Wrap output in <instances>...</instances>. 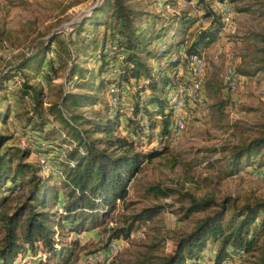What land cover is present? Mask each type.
I'll list each match as a JSON object with an SVG mask.
<instances>
[{
    "label": "trees",
    "instance_id": "1",
    "mask_svg": "<svg viewBox=\"0 0 264 264\" xmlns=\"http://www.w3.org/2000/svg\"><path fill=\"white\" fill-rule=\"evenodd\" d=\"M215 1L220 4L223 0ZM197 6L204 8L206 17L213 16L214 22L195 34L191 44L184 48L186 56H179L178 50H171L172 44H169L166 49L159 50L158 55L153 53L154 59L159 55L168 56L165 61L168 60L166 63L169 66H176L182 60L187 63L188 57L201 54L203 48L216 40L219 33L216 23L217 20L221 23V8L219 14H216L206 0H197ZM168 20V24L164 25V18L160 14L136 10L127 0H104L89 15L70 26L68 32L64 33L68 38L64 34V37L62 34L49 35L46 40L40 42L36 50L30 48L13 66L1 70L0 124H5L11 112V105L7 103V89L17 82V90L11 95L15 100L27 103L24 118L28 126H25L22 132L25 138L31 141L32 138L40 139L39 136L45 133L43 141L34 143L37 146H34L37 148L34 149L52 162V169L43 176L42 162L29 160L33 153L30 148L9 145L10 136L0 132V264H22L20 262L25 256L36 255L37 251L45 252V259H40L38 264H48L51 259L55 260L54 264H60L65 252L61 247H56L53 237L56 228L67 227L68 232L75 235L83 232L85 221L104 216L113 209L116 201L124 202L128 184L144 161L165 152L158 149L141 152L135 150V146L138 133L149 131L152 125L151 121L148 125L141 122V117L137 118L138 114L144 112L149 116L160 117L158 141L160 146H164L163 149L172 138L173 122L166 98L179 81L172 83L170 77L161 70L153 72L140 55L145 52L149 57L147 46L161 36L160 32L154 34L153 22L159 21L162 30H169L172 23H178L186 30L194 23L195 18H192L189 12L183 11L173 14ZM99 27L103 28V33L102 40L97 45L95 38H88L87 34H84ZM180 44L181 42H178V45ZM96 45L93 53L92 50L89 51L91 46ZM95 55L100 63L97 74L93 70L87 72L88 70L81 66L86 58L90 59ZM55 59L69 62V70L64 80L68 91H64L61 97L65 109L57 104H51L48 108L52 121L57 110L61 129L52 125L51 120L45 122L42 119L45 92L60 69L54 67ZM114 68L117 70L114 71ZM43 69H46V72L45 83L42 85L40 81L35 80L34 75ZM259 69H264V66ZM101 73H105L106 78L95 82ZM140 78L147 83L138 84L135 88L133 83H139ZM128 83L130 85H126ZM104 85L115 88L113 90L116 91L112 92L105 89L109 99L116 100V105L123 103L131 87L140 95L141 99L135 102L132 116H128L126 120L127 134H132V138L115 134L119 125L117 114L113 117L102 115L97 122H92L85 113L76 114L72 111L99 104V92ZM75 88L81 89L82 92H72ZM106 104L110 109L112 104L108 101ZM213 106L222 109L223 104L220 101ZM14 115L18 119L23 117L22 112L15 111ZM38 118L39 121L33 122ZM133 123V129H129ZM47 124H51V127L44 130ZM81 125L89 127L81 128ZM65 128L68 130L64 135L61 133V136L66 137L73 146L66 152L65 159L59 162L53 159L57 153L53 154L54 152L49 150L51 144L58 140L54 137L50 141L48 135L64 131ZM94 135L98 137L94 138ZM231 153L230 164L234 170L240 167L241 162L249 165L257 160L258 165L263 164L264 132L247 144L232 148ZM25 186L28 187L21 194L22 200L11 210H7L9 203H6L9 198L6 192L11 193L16 191L17 187L22 189ZM145 192L152 193L155 197H167L177 191L157 184L145 188ZM183 200L187 201L186 204H183ZM163 207L161 204L144 207L128 216L120 226L109 227L104 247L107 248L118 240L129 239L134 230L142 223L152 220ZM178 209L180 221L188 219L192 214L204 215L189 232L175 239L174 249L166 256L160 257L156 264H196L197 258L202 255L209 241L213 244L214 255L210 257L208 264H227L235 256L248 254L253 257L251 264H264V199L258 198L238 206L232 203L229 196L218 202L212 196L197 198L185 192L180 194ZM151 257L145 255L139 260V264H150ZM63 260L66 261V257ZM23 264H26V261H23Z\"/></svg>",
    "mask_w": 264,
    "mask_h": 264
},
{
    "label": "rangeland",
    "instance_id": "2",
    "mask_svg": "<svg viewBox=\"0 0 264 264\" xmlns=\"http://www.w3.org/2000/svg\"><path fill=\"white\" fill-rule=\"evenodd\" d=\"M103 1L0 0V72L6 67L13 66L21 56L30 51V48L33 47L36 50L40 42L46 40L49 35L66 36L64 33L68 32L70 26L89 15ZM206 1L216 14H219L220 4L215 0ZM228 2L233 11L230 26L223 28L220 20H217L219 33L216 40L200 51L206 63L202 80L203 92L206 96L205 106L186 108L183 132L177 140L174 141L171 138L165 149L158 141V131L161 128L160 117L149 116L145 112L138 114L137 118L141 117L142 123L150 125L151 121L152 125L149 131L138 133L137 140L135 139V150L149 152L158 149L165 152L144 161L128 184V193L124 202L116 201L113 209L104 216L85 221L83 232L75 235L69 233L67 227L56 228L53 236L56 247H61L65 252L64 257L61 261L59 260L60 264H139V260L145 255L152 256L150 264H156L160 257L166 256L174 249L175 239L189 232L196 221L204 215L203 213L192 214L188 219L180 221L178 208L181 193L188 192L197 198L212 196L218 202L229 196L232 203L238 206L258 198L264 199V161L261 165L257 164V160L249 165L241 162L237 170H234L230 164L232 148L245 145L264 132V69H259L264 66V0H228ZM127 3L136 10L160 14L164 18V25L168 24L170 16L183 11L189 12L191 17L195 18L194 23L186 30H183L178 23H172L169 30H162L159 21H152L154 34L160 32L161 36L147 46L150 52L149 57L145 52L140 53L143 61L152 68L153 72L161 70L170 77L172 83L187 79L189 75L186 61L182 60L176 66H169L166 63L168 60L165 61L168 56L159 55L154 59L153 53L158 55L159 50L166 49L169 44H172L171 50L186 49L198 31L214 22V17H206L204 8L197 6V0H194V8L184 4L183 0H127ZM200 17L205 19L204 24L198 23ZM171 30L173 32H170ZM167 32L169 34H166ZM102 33L103 28L99 27L90 33L85 32L84 35L95 38L99 45ZM178 42L181 44L178 45ZM97 45L91 46L89 51L92 50L93 53ZM54 46L57 47L56 44ZM164 54L167 55V53ZM99 64L95 55L93 58H86L81 66L86 68L87 72L93 70L97 74ZM68 65V60H54V67L60 69L45 92L42 118L45 122L51 120L48 112L51 104L60 105L65 109L61 103V97L64 91H68V86L64 83L69 70ZM116 70L117 68H114V71ZM45 72L46 69H43L34 75L35 80L40 81L42 85L45 83ZM230 72L238 77L234 90H230L227 85V76ZM105 76V73L99 74L95 82L103 77L106 78ZM143 82L147 83L140 78L139 83L133 84L137 88L138 84ZM17 86L18 83L14 82L7 89L9 95L7 103L11 105V112L5 124H0V132L10 136L9 145L30 148L33 153L29 160L42 162L41 174L45 176L51 171L52 162L34 149L37 147L34 143L43 141L45 133L39 136L40 139H34L35 141L33 138L32 141L25 138L23 130L28 125H26L24 112H26L27 103L17 101L11 95L14 94V90H17ZM106 86L104 85L99 92V98H101L99 104L72 111L76 114L85 113L92 122H97L102 115L113 117L117 114L119 125L115 134L132 138V134H127L126 120L128 116H132L135 102L141 99L140 95L135 93V88L131 87L123 103L116 105L114 103L116 100L109 99L105 89L111 91L115 88ZM72 92L81 93L82 90L75 88ZM107 101L112 104L110 109L107 107ZM220 101L223 104L222 109L213 106ZM150 109L153 110L152 107ZM15 111L22 112L23 117L16 118ZM53 115L51 124L61 129L57 110ZM39 120L38 118L33 122ZM51 124H47L44 130L50 128ZM134 125L135 123L131 124L129 129H133ZM88 127L81 125V128ZM67 130L68 128H65L64 131L48 135L50 141L54 137L58 140L51 144L52 147H49V150L54 152L53 154L57 153L53 159L59 162L65 159L66 152L73 146L69 144L66 137L61 136V133L64 135ZM95 137L98 135H94ZM157 184L177 192L167 197H155L152 193L145 192V188ZM27 187L22 189L17 187L16 191L6 192L9 198L6 203H9L7 210H11L22 200L21 194ZM186 202L183 200V204ZM154 204L164 205L162 211L152 220L142 223L131 233L129 239L115 241L113 244L117 253L110 254L107 251L108 247H104L108 235L107 229L111 226H120L128 216ZM57 208L60 207L57 206ZM37 253L30 257L25 256L23 261H26V264H38L40 259H45L43 257L45 252L37 251ZM213 255V244L209 241L202 255L197 258L196 264H208ZM248 255L235 256L227 264H251L253 257ZM65 257L66 261L63 260ZM23 261L20 263L23 264ZM54 262L55 260L51 259L47 263L54 264Z\"/></svg>",
    "mask_w": 264,
    "mask_h": 264
},
{
    "label": "built area",
    "instance_id": "3",
    "mask_svg": "<svg viewBox=\"0 0 264 264\" xmlns=\"http://www.w3.org/2000/svg\"><path fill=\"white\" fill-rule=\"evenodd\" d=\"M184 4L190 5L194 8V0H183ZM220 8L222 12L221 24L223 28L230 26L233 19V11L228 0H223L220 3ZM198 23L204 24L205 19L199 18ZM179 56H186L184 48L178 50ZM188 65V78L179 81L172 91L167 95V105L169 108V113L171 114L172 124V139L175 141L179 138L180 134L185 128V115L186 108L198 106H205V96L202 87V80L205 72V58L203 54L191 55L187 58ZM237 75L232 72L228 73L227 85L230 90H234L237 84ZM111 91H114L111 89ZM114 100V99H113ZM45 167H48L45 165ZM110 254L117 253L115 244H111L107 250Z\"/></svg>",
    "mask_w": 264,
    "mask_h": 264
}]
</instances>
